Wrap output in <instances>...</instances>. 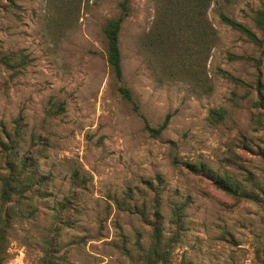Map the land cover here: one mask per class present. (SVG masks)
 Listing matches in <instances>:
<instances>
[{
  "label": "rangeland",
  "instance_id": "1",
  "mask_svg": "<svg viewBox=\"0 0 264 264\" xmlns=\"http://www.w3.org/2000/svg\"><path fill=\"white\" fill-rule=\"evenodd\" d=\"M163 1L130 0L119 32L120 80L107 63L102 31L108 19L118 16L120 0H17L18 9L0 8V50L23 49L33 58L13 77L0 64V127L10 130L20 116L19 153L33 133L46 137L36 162L50 177L47 195L23 205V215L8 231L3 264L35 263L51 207L71 189L79 211L61 240L81 242L72 245L66 264H137L120 249V235L135 256L136 233L146 244L150 229L118 210L114 200L130 189L137 203L148 201L146 182L157 184V179L165 237L171 234L170 203H187L185 230L173 248L176 262L251 264L254 245L264 240V211L250 200L234 199L185 163H203L218 174L226 168L248 189L239 173L244 167L264 186V125L254 119L263 110L254 102L257 88L264 94V31L253 20L264 0H212L207 18L218 40L207 58L205 53L195 61L185 56V64L187 32L174 31L166 54L143 41L161 17ZM218 7L261 42L224 24ZM119 86L129 89L132 102ZM59 103L63 110L48 114ZM211 108L225 109L222 123L208 118ZM167 114L160 133L145 128V123L156 127ZM74 174L78 188H72Z\"/></svg>",
  "mask_w": 264,
  "mask_h": 264
},
{
  "label": "trees",
  "instance_id": "2",
  "mask_svg": "<svg viewBox=\"0 0 264 264\" xmlns=\"http://www.w3.org/2000/svg\"><path fill=\"white\" fill-rule=\"evenodd\" d=\"M212 0H164L160 12V19L152 28V34H148L143 40L149 48L163 50L164 46L173 35L174 31H185L189 35L186 49L182 55L183 63H188L185 56L195 61L199 54L205 53L206 58L209 51L218 40V33L207 18V10ZM130 0H120L119 14L108 19L103 28L106 42V60L116 79L122 76L121 51L119 46V32L121 24L129 15ZM0 8H20L17 0H0ZM220 20L231 29L246 35L251 41L260 43L261 40L256 33L242 22L227 15L220 7L217 9ZM253 20L255 25L264 31V4L255 10ZM241 58L242 56H233ZM33 61L23 49L0 50V64L10 70V76L22 74L28 64ZM193 65V62H191ZM219 72L236 84L244 82L225 70ZM259 87V84H257ZM119 93L128 101H133L131 92L124 86L118 87ZM258 97L254 106L263 109L255 119L256 124L264 125V94L257 88ZM63 110V104L57 105V110H49L48 114H58ZM170 114H167L163 121L156 127L145 123V128L152 134L160 133L167 125ZM226 111L223 108H211L208 110V118L215 123H222L225 120ZM18 118L14 119L12 128L7 130L0 127V264H3L9 255L7 234L12 227L16 217L23 215V205H31L34 200L47 195L50 177L41 174L36 162L38 153L47 146L46 137L33 133L29 146L25 151L19 153L22 123ZM229 160L226 159V162ZM186 167L193 173L206 175L215 183L217 188L229 194L236 200L247 199L256 204L264 211V186L257 180L254 174L246 168L239 172L244 181L249 184L246 189L231 177L226 168L222 174L215 173L206 164H189ZM72 178V188H78L80 179L75 174ZM158 183L146 182L145 191L150 195L148 201L137 203L132 191L124 192L120 199H115L118 210L134 215L138 220L149 227L148 242L141 243L140 234L136 233L134 241L135 256L126 247V236L120 235V249L123 253L133 259L137 264H182L175 261L173 248L180 241L185 230L184 210L186 201L170 203L171 217L169 219V236L163 234V219L160 213V194L162 187ZM76 190H70L67 195L54 203L51 207L52 217L50 225L44 236L41 237V256L34 264H66L68 252L74 243L81 241L74 237L68 242H62L61 232L64 229L72 228L75 223V215L78 213ZM36 210L35 208H33ZM187 264H192L187 261ZM251 264H264V240L257 241L254 245V257Z\"/></svg>",
  "mask_w": 264,
  "mask_h": 264
}]
</instances>
